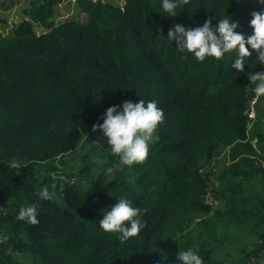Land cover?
<instances>
[{"label":"trees","instance_id":"1","mask_svg":"<svg viewBox=\"0 0 264 264\" xmlns=\"http://www.w3.org/2000/svg\"><path fill=\"white\" fill-rule=\"evenodd\" d=\"M261 9L189 0L169 16L160 0H0V264H175L187 247L204 264H264V96L251 128L245 113L255 96L246 73L261 66L253 52L237 73L231 53L197 61L165 39L176 23L227 15L247 35ZM139 99L164 116L142 163L122 165L103 138L91 146L100 161L56 164L100 133L92 125L107 107ZM41 187L53 199L39 201L38 223L18 221ZM121 196L147 209L127 241L98 226Z\"/></svg>","mask_w":264,"mask_h":264},{"label":"clouds","instance_id":"2","mask_svg":"<svg viewBox=\"0 0 264 264\" xmlns=\"http://www.w3.org/2000/svg\"><path fill=\"white\" fill-rule=\"evenodd\" d=\"M257 2L264 5V0ZM188 3L189 0H160V12L175 16L178 7ZM248 24L252 31L246 35L236 31L238 23L227 15L217 19L214 25L210 19H205L195 27L176 23L168 29L167 37H162L168 42L175 41L177 52L191 53L197 61H204L206 57L220 59L226 53H231L233 58L230 67L237 73L245 72L244 66L247 64L249 67L248 58L254 52L253 65L259 63L261 68L255 72L249 71L246 75L249 84L253 86L254 95L259 98L264 96V9L252 11ZM98 119L102 123L92 125V131L100 132L95 142L98 144L106 138L111 155L118 157L122 165L132 166L147 158L149 146L155 139L154 133L164 116L156 100L139 99L137 102L124 100L120 105H111ZM8 167L19 169L20 164L13 159L8 161ZM36 197V203L19 207L16 212L18 221L38 223L39 201L52 200L53 193L47 187H41L36 192ZM146 211L147 209L133 206L126 197H117L114 204L103 209L98 226L106 233L118 234L119 240L127 241L144 229L142 217ZM175 264H204V260L198 248L187 247L176 252Z\"/></svg>","mask_w":264,"mask_h":264},{"label":"rangeland","instance_id":"3","mask_svg":"<svg viewBox=\"0 0 264 264\" xmlns=\"http://www.w3.org/2000/svg\"><path fill=\"white\" fill-rule=\"evenodd\" d=\"M260 110H262V105H258L257 102H255L254 104H252V112H253V120L249 122L248 124V128L252 127V123H256L255 120L257 118V114L258 112H260ZM100 136V133L96 134L94 136V139H86L84 138L81 143L79 144V146L76 148V150L69 152L67 155L64 156V158L59 159L56 164H60L61 162H66L67 164V171H72V168L78 169L79 167L82 166H86V163H96L98 160L100 161V158L102 159V157L100 155H98V153L95 150L91 149L92 144H97L95 141L97 140V138ZM92 140H94V142L92 143ZM104 140L102 139L100 143H98V145L100 146V148H103V142ZM221 150L219 151V155L216 156V158L214 159V162H211V165H213L215 167V164L217 165V168H222L223 166V162L225 161V157H226V148H222L219 147ZM220 161V162H219ZM206 171L208 170L209 172L211 171L210 167L207 166L204 168ZM216 169L214 170V172L216 171ZM211 177H209L210 183H211V189H212V185L213 182L212 180H214V175L211 174L209 175ZM205 215H196V220L200 219V218H205ZM192 229V225L189 226L187 228V231H191Z\"/></svg>","mask_w":264,"mask_h":264},{"label":"built area","instance_id":"4","mask_svg":"<svg viewBox=\"0 0 264 264\" xmlns=\"http://www.w3.org/2000/svg\"><path fill=\"white\" fill-rule=\"evenodd\" d=\"M256 96H254L253 98H251V100L249 101V106H248V108L245 110V113L247 114V116L249 117V118H253V112H252V104H254L255 102H257L256 101ZM205 171V169L203 168V169H201V171L200 172H204ZM213 193V191L212 190H209V194H212ZM211 200H213V198L211 199ZM263 252H264V247H263Z\"/></svg>","mask_w":264,"mask_h":264}]
</instances>
